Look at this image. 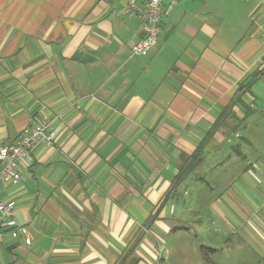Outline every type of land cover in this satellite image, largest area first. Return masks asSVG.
Returning a JSON list of instances; mask_svg holds the SVG:
<instances>
[{"label": "crops", "instance_id": "crops-1", "mask_svg": "<svg viewBox=\"0 0 264 264\" xmlns=\"http://www.w3.org/2000/svg\"><path fill=\"white\" fill-rule=\"evenodd\" d=\"M168 4L156 47L133 55L144 24L125 0H0V145L42 121L55 130L20 180L1 184L30 243L0 225V264H164L200 145L213 157L242 149L219 208L264 259V146L250 150L262 131L264 3Z\"/></svg>", "mask_w": 264, "mask_h": 264}, {"label": "rangeland", "instance_id": "rangeland-1", "mask_svg": "<svg viewBox=\"0 0 264 264\" xmlns=\"http://www.w3.org/2000/svg\"><path fill=\"white\" fill-rule=\"evenodd\" d=\"M260 123L262 131L250 132L257 145L250 149L252 154L264 146V110ZM202 150L205 156L201 153L199 157L205 159L204 164L196 161L197 173L175 198L172 233L166 243H160L166 248L160 251L166 258L164 264H264L259 247L245 238L244 227L228 224L227 214L219 208L228 194L227 186L245 166L246 160L239 156L242 149L232 148L231 157H213L212 147ZM219 238L222 241L217 245ZM212 246L216 254L209 252Z\"/></svg>", "mask_w": 264, "mask_h": 264}, {"label": "built area", "instance_id": "built-area-1", "mask_svg": "<svg viewBox=\"0 0 264 264\" xmlns=\"http://www.w3.org/2000/svg\"><path fill=\"white\" fill-rule=\"evenodd\" d=\"M264 3V0H261ZM127 8L138 13L144 24V35L130 47L133 55L140 54L147 49L155 48L161 19L171 5H165V0H125ZM55 130L51 125L42 121L31 127H25L16 141L11 144L0 145V225L11 227L13 238L22 237L25 243H30L26 227L19 226L14 218L15 202L5 199L1 195L3 182L16 183L20 180V163L32 162L30 149L38 143L51 144Z\"/></svg>", "mask_w": 264, "mask_h": 264}, {"label": "trees", "instance_id": "trees-1", "mask_svg": "<svg viewBox=\"0 0 264 264\" xmlns=\"http://www.w3.org/2000/svg\"><path fill=\"white\" fill-rule=\"evenodd\" d=\"M211 133H212V131H209L208 133H207V135H206V138L204 139V141L207 139V138H209V136L211 135ZM203 144V143H202ZM201 149H202V145H200L199 147H197V149H196V152L194 153V156H192V159L194 158H197V156H200V151H201ZM175 228V227H174Z\"/></svg>", "mask_w": 264, "mask_h": 264}]
</instances>
